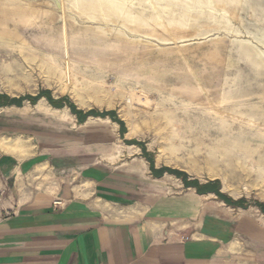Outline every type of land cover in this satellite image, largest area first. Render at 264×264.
Returning a JSON list of instances; mask_svg holds the SVG:
<instances>
[{
	"label": "rangeland",
	"instance_id": "rangeland-1",
	"mask_svg": "<svg viewBox=\"0 0 264 264\" xmlns=\"http://www.w3.org/2000/svg\"><path fill=\"white\" fill-rule=\"evenodd\" d=\"M6 107L100 143L85 164L242 219L236 255L264 250V0H0Z\"/></svg>",
	"mask_w": 264,
	"mask_h": 264
},
{
	"label": "crops",
	"instance_id": "crops-1",
	"mask_svg": "<svg viewBox=\"0 0 264 264\" xmlns=\"http://www.w3.org/2000/svg\"><path fill=\"white\" fill-rule=\"evenodd\" d=\"M10 108L0 109V142L15 149L0 152V264L264 261L262 248L236 255L229 246L248 230L242 219L200 211L194 196L157 193L150 180L109 164H85L100 143L29 132L40 128L39 119ZM35 108L46 111L41 103ZM45 168L75 174L38 188Z\"/></svg>",
	"mask_w": 264,
	"mask_h": 264
},
{
	"label": "built area",
	"instance_id": "built-area-1",
	"mask_svg": "<svg viewBox=\"0 0 264 264\" xmlns=\"http://www.w3.org/2000/svg\"><path fill=\"white\" fill-rule=\"evenodd\" d=\"M56 203H60V201H57Z\"/></svg>",
	"mask_w": 264,
	"mask_h": 264
}]
</instances>
